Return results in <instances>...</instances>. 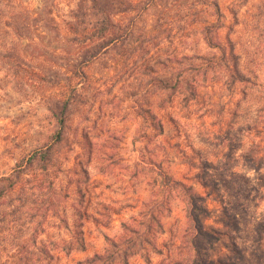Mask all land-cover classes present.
<instances>
[{"label": "rangeland", "instance_id": "obj_1", "mask_svg": "<svg viewBox=\"0 0 264 264\" xmlns=\"http://www.w3.org/2000/svg\"><path fill=\"white\" fill-rule=\"evenodd\" d=\"M115 1L130 51L117 46L78 73L76 51L91 41L67 29L77 0H0V52L18 54L0 58V177H18L0 197V264L106 255L115 249L105 235L125 232L114 216L124 204L139 206L140 233L163 250L145 243L150 264H169L168 254L183 264H264V0ZM64 98L58 140L49 108ZM165 176L191 190L163 186ZM76 232L86 249L66 252Z\"/></svg>", "mask_w": 264, "mask_h": 264}, {"label": "trees", "instance_id": "obj_2", "mask_svg": "<svg viewBox=\"0 0 264 264\" xmlns=\"http://www.w3.org/2000/svg\"><path fill=\"white\" fill-rule=\"evenodd\" d=\"M119 5H123V2L121 1L120 4H117L115 0H77L76 7L69 9V11L67 12L65 16L68 17L66 25L68 31L74 34L72 40H78V41L80 40L82 42L83 41L86 42V40H88L89 42L91 41V44L88 43V45L87 44L83 45V47L79 46L78 50L76 51V55L80 58L79 63L76 64L77 67L76 71L78 70V73L81 72L82 70L81 68L89 61L95 59L101 53L110 52L112 49L116 48L117 46H120V48L122 47L124 48L123 51L121 52L122 55H126L127 53L125 52L130 51L129 49H127V45L124 46L125 44L124 41L128 40V37L131 34V30L128 28V26L122 28V26L118 25L116 19V14L120 12ZM130 6L131 5L125 6L122 12L124 11L128 12L129 10H131L132 8H130ZM84 24H86V26L91 25V27L89 28L83 26ZM206 30H208V28H206ZM13 31L16 37L19 38L22 37V35H24L25 38H27L26 32L28 33V29L24 27L22 28L21 26H17L13 29ZM204 37L209 46L211 47L214 46V44L212 43V38L209 35V31H206L204 33ZM126 43L128 44V41ZM2 48L3 51L0 52V58L4 59L7 63L10 62L12 57L18 55L13 46L2 45ZM39 48L42 47L39 45ZM52 52L47 51V54L51 56L53 55L55 58L56 55H54ZM40 56L42 55H39V57ZM53 62L56 63V61L54 60ZM54 63L52 66H55ZM10 64L12 65V62ZM52 66L45 67L43 65L41 66V69L45 70L46 72V68H47L49 72H52ZM11 68L15 72L14 74L19 77V69H13V67ZM73 68L75 70V67ZM43 76H45V74ZM20 79L22 81L21 77ZM159 83L163 84L162 88L167 87V85H165L166 84L165 82L160 81ZM70 103L71 101L69 100V98H64L57 101L56 103L58 104L57 109L51 107L49 108L52 111V113L56 115V118L59 120L60 123V129L58 131V140H60L62 136V131L65 126L64 117ZM49 151H50L49 146L41 151V154L45 162L48 160ZM33 159H34V155L32 154V156L29 157L27 162L31 163ZM17 181H18V177L15 175L0 177V197H3L4 195H6L7 192L14 190ZM171 182L172 183H170L168 178L165 176V181L162 185L167 187L170 185H171L170 187H172V185L175 187H179L183 189L184 193H187V191L191 190L190 186L186 185L181 181L175 180ZM191 197L194 198L193 194H191ZM151 219L153 223L156 222L159 229L161 230V223H157V221L153 217H151ZM132 221L136 223L135 228L130 226L129 224L122 223L125 232L120 236L118 240L110 237H105L106 241L115 250L113 251L106 250V255L96 253L92 257L87 258L85 260V264H105L107 263V261L114 264H128V257L134 254L141 255L145 260V262L150 263L151 256L148 253L149 250L146 247L147 245L150 246V249L155 251L156 254L159 255L162 254L163 250L161 248L157 247L156 245H153L148 239H145V235L142 236L143 231L141 232L142 234L140 233L138 226L142 225L143 221L136 218H134ZM144 226L152 227V224L144 225ZM195 232L197 233V235L199 234L201 237H204L206 235V233L200 227V224H196ZM137 239L139 240V243L136 242ZM67 244L68 245L66 247L67 249L66 252H68L73 248L75 249L78 248L83 250L85 247L84 239L83 236L80 234V232L73 233V235L67 241ZM198 251L199 248L197 249L196 252ZM167 259L169 260V264H183L180 259H176V258L173 259L170 254L167 255Z\"/></svg>", "mask_w": 264, "mask_h": 264}, {"label": "crops", "instance_id": "obj_3", "mask_svg": "<svg viewBox=\"0 0 264 264\" xmlns=\"http://www.w3.org/2000/svg\"><path fill=\"white\" fill-rule=\"evenodd\" d=\"M105 200L106 199H104V202H105ZM119 203H121V202H119ZM139 206H137V205H130V204H124V205H122V206H120V208L117 210V212H115V214H114V216H118V218H117V220L116 221H118L119 222V232L121 231H123L124 229H123V226H122V223H126V224H128V223H130L135 217L133 216V215H131L132 213H133V210H135V209H137ZM115 221V222H116ZM105 237H110L109 235H105ZM84 249L83 250H85L86 249V245H85V243H84ZM96 254V253H95ZM134 256H139V257H141L142 259H143V257L141 256V255H139V254H134V255H131V256H129L128 257V264H131V261H130V259L132 258V257H134ZM143 261L145 262V260L143 259ZM146 264H150V263H147V262H145Z\"/></svg>", "mask_w": 264, "mask_h": 264}]
</instances>
